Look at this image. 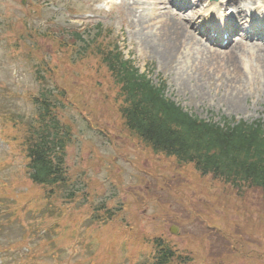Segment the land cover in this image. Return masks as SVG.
<instances>
[{
	"label": "rangeland",
	"instance_id": "rangeland-1",
	"mask_svg": "<svg viewBox=\"0 0 264 264\" xmlns=\"http://www.w3.org/2000/svg\"><path fill=\"white\" fill-rule=\"evenodd\" d=\"M25 2L0 0V264H154V248L137 250V245L159 235L190 264H264L262 197L255 192L239 197L193 166L152 152L123 127L105 66L95 58L78 65L75 44L60 40L87 31L100 41L117 43L154 84L165 83L167 99L214 123L264 125L263 81L243 88L239 111L228 109L227 86L218 87L215 76L210 84L202 83L206 92L196 100L198 90L180 76L184 72L178 60L165 65L141 51L139 36H152L163 20L155 19L170 8L161 0ZM145 14L152 22L143 26ZM206 57L198 63L219 65L218 58ZM59 89L76 105L64 103L57 110L72 134L67 161L78 184L70 189L87 190L90 209L83 200L66 203L59 196L49 201L29 189L27 162L20 153L25 128L7 125L31 121L34 97L45 90L54 97ZM105 202L117 213L110 220L93 212ZM171 225L177 235L169 232ZM129 230L136 234H125ZM223 234L225 242L219 237Z\"/></svg>",
	"mask_w": 264,
	"mask_h": 264
},
{
	"label": "trees",
	"instance_id": "trees-1",
	"mask_svg": "<svg viewBox=\"0 0 264 264\" xmlns=\"http://www.w3.org/2000/svg\"><path fill=\"white\" fill-rule=\"evenodd\" d=\"M107 41H100L87 31H75L68 40H60L62 44H75L72 50H78V65L95 58L105 66L116 90L115 102L123 127L156 155L193 166L200 176L223 183L239 197L255 192L264 200V125L225 120L214 123L190 116L165 97L163 84L154 85L132 61L125 60L116 43ZM65 92L59 89L54 97L51 90L41 92L32 100L36 113L31 121L12 120L7 125L11 130L25 128L20 153L27 162L25 181L29 189L37 197L48 196L53 201L52 198L61 196L70 203L86 194L70 190L78 184L72 180L67 161L72 134L70 125L60 118L57 110L64 103L76 105ZM83 205L91 208L88 199ZM96 211L109 220L115 216L103 206ZM219 237L227 240L225 235ZM146 242L157 248L156 264H190V260L176 255L161 238Z\"/></svg>",
	"mask_w": 264,
	"mask_h": 264
},
{
	"label": "bare ground",
	"instance_id": "bare-ground-1",
	"mask_svg": "<svg viewBox=\"0 0 264 264\" xmlns=\"http://www.w3.org/2000/svg\"><path fill=\"white\" fill-rule=\"evenodd\" d=\"M191 2L196 1L191 0ZM191 2L190 9L183 10L184 8H179L177 9L178 13L175 14L173 8L176 6H172V1L161 0L162 5H170L171 7L165 8L163 14L155 19L157 21L160 18L163 20L157 22L159 27L152 33V36L145 33V36L143 34L139 36L138 40L142 39L141 51L145 54L152 53L155 58H158L159 62L166 63L165 65L169 60H178L177 66L184 72L180 73V76L183 75L184 80L194 84L193 88L198 90L195 93L196 97H194L196 100L201 99L206 92L202 83L210 84L211 79L215 76L218 87L227 86L224 98L226 99V96H228L227 100L230 103L227 107L229 110L239 111L241 109L240 101H243V88L255 85L253 83L258 79L263 81L259 87V93L264 102V40L262 36L250 35L241 31L242 35H246L248 40H238L232 43L225 38H221L220 43L215 42L214 44L219 48L221 43L226 41L224 45L227 48L223 51H226V53H221L217 49L212 50L208 47V43L202 38L201 33L196 30L194 27L196 25L192 21L193 19L195 21L199 20L205 26L215 20V15L219 14L222 6L229 5L235 13L224 15L229 23L234 26L229 31H236L248 20H251V22L253 20L264 22V0H219V3L209 4L206 7H204L206 0H198L196 3ZM200 4H202L201 7H199ZM146 11L144 10V12ZM227 13H229V10H227ZM257 14H263V18L256 17ZM147 17L146 14L141 16L140 25L144 26L152 22ZM148 37H151L152 40H149ZM191 52L194 56L196 55L197 59H193ZM206 56L218 58L219 65L214 66L212 62H207L210 67L205 65L206 62L199 64V60L208 58ZM191 58L192 60H190ZM187 61L191 63H187ZM172 65L179 71L175 64ZM219 70H223V74ZM198 75H200L201 80L197 79L199 78ZM179 86L182 89L180 84ZM210 91L213 90L210 89Z\"/></svg>",
	"mask_w": 264,
	"mask_h": 264
},
{
	"label": "water",
	"instance_id": "water-1",
	"mask_svg": "<svg viewBox=\"0 0 264 264\" xmlns=\"http://www.w3.org/2000/svg\"><path fill=\"white\" fill-rule=\"evenodd\" d=\"M24 2H25V1H23V3H24ZM171 232H172V233H176V230H173V229H172Z\"/></svg>",
	"mask_w": 264,
	"mask_h": 264
}]
</instances>
